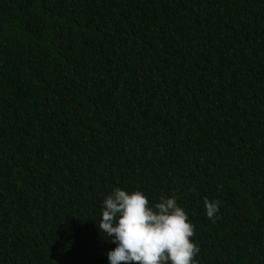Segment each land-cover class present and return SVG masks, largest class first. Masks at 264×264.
<instances>
[{
  "label": "trees",
  "instance_id": "1",
  "mask_svg": "<svg viewBox=\"0 0 264 264\" xmlns=\"http://www.w3.org/2000/svg\"><path fill=\"white\" fill-rule=\"evenodd\" d=\"M114 187L264 264V0H0V264H108Z\"/></svg>",
  "mask_w": 264,
  "mask_h": 264
},
{
  "label": "clouds",
  "instance_id": "2",
  "mask_svg": "<svg viewBox=\"0 0 264 264\" xmlns=\"http://www.w3.org/2000/svg\"><path fill=\"white\" fill-rule=\"evenodd\" d=\"M203 203L214 222L219 201ZM194 229L175 194L150 204L141 190L114 187L102 202L99 230L115 245L106 254L108 264H198Z\"/></svg>",
  "mask_w": 264,
  "mask_h": 264
}]
</instances>
